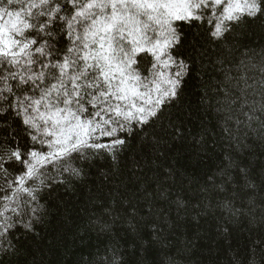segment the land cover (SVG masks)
Returning <instances> with one entry per match:
<instances>
[{
    "label": "snow or ice",
    "instance_id": "obj_1",
    "mask_svg": "<svg viewBox=\"0 0 264 264\" xmlns=\"http://www.w3.org/2000/svg\"><path fill=\"white\" fill-rule=\"evenodd\" d=\"M251 22L264 28V0H0V252L19 255L16 231L39 235L45 192L99 158L110 179L136 142L155 171L131 198L99 205L89 229L106 242L93 264H127L117 222L142 255L183 264L195 245L186 237L168 254L176 229L209 219L224 239L247 223L257 238L232 264H264V42L252 46ZM194 70L195 106L185 99ZM199 113L212 120L192 124ZM174 142L218 162L177 187L179 170L164 163Z\"/></svg>",
    "mask_w": 264,
    "mask_h": 264
},
{
    "label": "trees",
    "instance_id": "obj_2",
    "mask_svg": "<svg viewBox=\"0 0 264 264\" xmlns=\"http://www.w3.org/2000/svg\"><path fill=\"white\" fill-rule=\"evenodd\" d=\"M247 28L254 34L251 42L253 47H258L264 42V28L259 22H251ZM187 35L186 46L192 39L190 32ZM199 96L194 70L188 80L185 99L195 106L199 104ZM205 119L211 121L212 117L210 115L205 117L203 113H199L192 124L198 126L200 121ZM186 147L187 144L174 142L169 159L164 162L165 166L174 163L179 170L181 175L177 176V187L186 176L203 177L205 172L214 168L218 162L216 159L218 153L216 155L202 153L203 159L198 160L192 152L185 151ZM146 151L133 142L132 149L120 157L119 169L110 179L104 180L100 173L102 169L110 168L111 160L99 158L90 166L84 165L87 175L82 180H74L70 186L61 185L50 195L45 192V198L40 201L45 206L42 210V222L36 225L39 235L22 234L23 230L10 234L9 239L16 245L19 255L9 257L0 252V264H93V261L98 259L97 246L106 240L98 238L96 233L89 229L90 219H94V214L100 211L101 203L119 200L122 195L131 198V193L137 187V177L141 180H151L155 167L151 163H145ZM178 151L181 153L179 157L176 156ZM101 157H104V153H101ZM133 158L144 164L143 172L132 168ZM134 171L136 175L132 174ZM184 186H187L186 183ZM125 227L117 222L114 231L126 250L127 264H138L139 261H143V264H159L164 259L165 252H157L155 249H149L142 255L138 241L125 231ZM186 237L193 240L195 247L185 256L178 257L183 260V264H232L235 253L239 251L243 258L250 247V238L256 239L257 235L254 231H249V226L245 222L235 225L227 239L217 235L215 222L211 219L202 220L199 225L195 222L187 225L182 223L171 239L172 248L167 250L168 254L176 255L177 249L182 250ZM144 239L147 240L148 237L144 236ZM257 264H260L259 259Z\"/></svg>",
    "mask_w": 264,
    "mask_h": 264
}]
</instances>
